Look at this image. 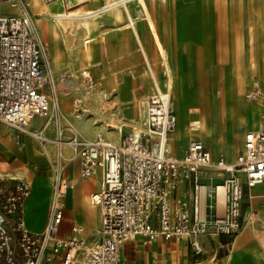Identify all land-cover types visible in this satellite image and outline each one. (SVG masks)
Returning a JSON list of instances; mask_svg holds the SVG:
<instances>
[{"label": "built area", "instance_id": "1", "mask_svg": "<svg viewBox=\"0 0 264 264\" xmlns=\"http://www.w3.org/2000/svg\"><path fill=\"white\" fill-rule=\"evenodd\" d=\"M61 1L68 5L69 0ZM6 4L19 10L6 12ZM80 76V83L68 84L74 73H54L30 0H0V123L30 132L41 141L49 139L46 130L52 124L56 143L53 155L46 151L52 192L41 231H32L25 220L30 181L18 174L0 176V264H124L122 248L138 236L184 237L195 259L207 253L208 239L222 236L226 239L219 244L227 255L248 223L249 188L264 182L260 80L255 79L245 92L247 101L261 104L259 126L246 132L243 149L228 161L224 153L215 158L201 139L190 140L181 155L170 149L178 115L169 88L147 98L144 115L130 129L111 125L119 132L117 139L103 134L93 141L86 139L75 127L63 125L60 103L62 92L94 91L90 71L83 69ZM81 103L80 97L75 99L78 112L84 111ZM36 116L47 121L30 131ZM66 129L71 133L64 138ZM65 145L79 158L81 177L100 178V188L90 195L101 216L93 238L81 223L71 225L70 235L61 234L71 185Z\"/></svg>", "mask_w": 264, "mask_h": 264}, {"label": "crops", "instance_id": "2", "mask_svg": "<svg viewBox=\"0 0 264 264\" xmlns=\"http://www.w3.org/2000/svg\"><path fill=\"white\" fill-rule=\"evenodd\" d=\"M30 1H31V8H32L33 7L32 0ZM40 1L43 2L42 0ZM70 2L71 0H69L68 2L69 5L66 6L61 0H56V3L54 2L52 5V9L55 8V10L54 9L53 10L54 11L59 10L60 13H63L67 9H70V10L73 9V10H78L80 12H83L86 10V7H88L91 3L88 1H83L81 3H78L79 1H76V0H74V2L72 0L71 2L72 4ZM197 2L199 4H197ZM130 4H131L130 9H131L132 15L134 14L133 16L136 17V19H138L139 15L143 13L141 5L136 3L135 1H131ZM171 4L173 5V2L171 1L160 2L158 5H156L153 8L154 16L157 20V23L161 31L162 37L164 39V42L168 48H173V49L176 48V42L178 46L180 42L184 44L182 45L183 50L184 48H188L189 43L191 44L195 42L194 40L199 38L197 33H200L205 38H209L213 36L214 34L212 32V26H213L212 23L214 21H216L217 27H219V31L222 32V39H224V41L228 37H240V38L246 39L247 46L249 47L251 46L253 52H256V53L259 52L260 48L264 47V46H259L256 42H253L251 40L253 37H257V36L264 38V0H185V4H188V5H186V11L184 15L185 18H184V23H183L185 33L181 34V35H184V39L181 38V36H180V39L176 38L174 34L173 22H171L170 20L166 22V19L163 17L164 15L161 12L163 5L170 6ZM10 10H7V11H10ZM33 13L36 17V14L34 11ZM127 19H129L127 11H123L122 9H115L112 12L111 11L107 12L102 17H99L96 20H94L90 30L89 29L87 30L84 25L78 24L76 33L70 34L73 40L72 44H74L75 48L77 46L78 41L82 37H85L88 35L95 37L93 41L94 43H93V50H92V53H93L92 62H88L87 64H85L84 68L74 67L70 63L69 58H67L66 63L61 64L60 67H58L55 65L50 55V52H49V56L51 58V63H52V68L55 74L57 75L58 74L68 75L71 73L75 74V78L71 77L68 84H73L74 81L80 83V81L82 80L80 76V72L83 69H87L90 71L91 76L95 82V89L90 94H84L82 91H79V92L69 91V92H62L60 94V99H61L60 103H61V109L63 113H64V109H63L64 96H67V98L70 99L71 104H73L72 105L73 107L72 116L74 117V119L71 120V117L65 115L64 113L65 117H63V120H62L64 126L71 125L75 127L82 135H83V132L80 129L81 123H83L82 126H84L85 128L89 127L90 129L94 125L95 126L94 130H95V133L97 132L96 133L97 135L103 134L106 137L113 138V139H117L119 137V132L115 128H113L111 125H115V124L122 125L125 130L130 129V127H127L125 123V119L123 118L121 107L119 106V102H120L119 93L117 95V97L119 98L118 100L116 97L117 91L116 90H114L116 92L109 91L107 87L104 86V79L101 78V75H99V73L102 71V67H104V70L106 71L105 66H104V64H106L107 66H109L111 72L118 75L117 76L118 79H121L122 74H124L127 80L128 78L127 75H128L130 78H132L133 80L132 83H137L136 85L137 87L141 86L140 82L143 80L145 76L144 59H143V53L139 48V44L136 41V39L133 37L134 36L133 32L126 30L123 26L121 28H116V29L109 31V33H107L108 34L107 44L109 47L108 49L103 48V44L99 41V35L104 29L115 27L117 25H122L123 22L126 21ZM56 26L59 30L61 38L63 39L64 34H67V30L64 29L62 24L56 23ZM140 30L142 34L145 33L144 26ZM76 38H78V40L77 42H74ZM139 40L141 41V39ZM143 48H144V54H145V50H146L145 46H143ZM72 56L76 60V57L73 54V50H72ZM95 67H99L100 69L97 74L95 73V70H94ZM153 71H155V73L158 74L157 70H153ZM166 72L168 73L167 77L169 78L171 77V80L173 81L172 67L170 66L166 67ZM152 77L153 79L155 77L158 78L157 75H154V72H153ZM255 79H259L261 84L264 87V81L256 76L250 81L247 89L250 88V86L252 85ZM167 86H168V83L163 87V89H165ZM142 89H144V91L146 92L145 87H142ZM156 91L157 90H154V91H151L150 93L152 92L155 93ZM149 96H147V98ZM172 96H173V93H172ZM79 97L82 99L81 107L84 110L82 112H78L75 107V99ZM244 99H245V93H244ZM245 101L247 100L245 99ZM260 111H261V107H260ZM260 111L258 113L259 122H260ZM176 112L178 115V123H179L180 116L178 114L177 109H176ZM140 113L141 112L139 111L138 115L134 117H136L137 119L140 116ZM90 116H92L94 121L92 123L86 124V119ZM194 116H196V113L194 114ZM34 119L30 123L29 129H32V128L39 129L43 127V125L46 123L45 119L41 116H36ZM38 120L42 121L43 124L40 126L37 125L36 122ZM128 125H130V123ZM4 126L6 127L7 131L10 132L13 138V141H14V145L17 147V149L22 150V147L26 143L25 138L27 136H30L28 141L34 142V144L37 147L40 146L38 145L36 137H34L32 134H30L29 132H23V131L19 132L16 128L6 123H0V134L2 133V129ZM50 127H52L53 131L55 132L52 124L48 126L49 129ZM256 127L258 126H254L251 129H254ZM48 128L46 130V133L48 131ZM70 133H71L70 130L66 129L64 133L65 135L64 138L69 137ZM245 134L242 140L243 141L242 147L239 149L238 154L235 156L234 159H231L230 155L228 158L224 154L228 161L235 160L237 156L239 155V153L241 152V150L243 149ZM194 139H201L202 141H204L206 147L210 149V151L212 152L215 158H217L221 154L220 153L217 155L215 151L208 144H206L204 138L197 137ZM189 142L190 140L188 141L185 147V143H186V140H185L184 146L181 148V150L178 147H176L177 150L175 151H174V148L173 150L171 148L170 149L174 153L181 155L187 148ZM53 144H50L48 147L51 153L46 148L50 154H52L53 151H54L53 153H55V150H56V148L53 147ZM64 150H66V153L68 155L67 174L69 178L71 179L72 177H70V172H69L68 167H69V164L74 161L75 168H74V171H72V173L76 174V178L74 180L75 184L71 182V187L70 186L68 187L64 227H63L61 234L64 236L70 235L71 225L73 223H81L86 226V235L89 238L91 237L93 238L95 231L100 227V224H101L100 210L97 206H95L99 214V217H98L99 224L96 228H94L95 225H93L92 222L95 219V215L94 214L87 215L85 212H83V208L85 204L81 200L80 189L82 188V185L85 179L96 178L97 188H95L90 193L91 195L94 191H97L100 188V178L98 176L87 177V178L81 177L80 172H79V167H80L79 158L74 155L75 153H73L74 151L70 146L65 145ZM73 156H75V159L73 158ZM24 157H20L21 160L19 159V161L20 162L23 161ZM0 159H3V158H0ZM26 160L31 162V160H28V159ZM21 163L27 164L26 162H21ZM31 166H29L30 170L34 172L33 173L34 176L39 178L40 184L37 183V185L35 186L32 183V181L25 175V177L30 181L31 186H32L31 195L26 199V203H25V207H26L25 220H26L27 226L30 224L28 227L32 231H41L42 229H44L47 223V220H48L52 184H51V179L47 177V175L49 176V174L37 172L35 165L32 162H31ZM22 175L23 174H21V176ZM258 185H255L254 187L249 188V192L251 196L247 197L246 212H245V217L248 220V223L245 229L233 241V245L235 246L237 239H239V244H238V248L236 252L237 255L236 253L234 254L235 261L236 262L239 261L238 264H240V262H243L245 260L242 254L248 250H253L254 248H260L262 257L264 259V243L258 238V236L264 237V189L262 188L264 186L259 187L257 189L256 187ZM69 194H71L72 199H69ZM91 215H94L93 219H90ZM254 225L257 227L256 231L251 228ZM87 226H89L88 229H87ZM87 230L89 232L88 234H87ZM220 242H222V239L219 237H215V241H211V240L209 241L208 239L207 248L208 250H210L209 253L213 255L212 259H214L217 256L218 252L220 251L219 253H222V257H223L222 264H231L232 262H231V258L229 259V254L231 253L232 248L230 252L227 255H225V253H223L221 246L219 244ZM215 249H218L217 253H214ZM198 259H195L190 254L187 239L184 237H180V236H174L169 239L163 236H160L154 239H146L143 236H138L135 239L128 240L122 248V262L124 264H135L137 262L142 263V264H202L203 262H200V261L198 262Z\"/></svg>", "mask_w": 264, "mask_h": 264}, {"label": "rangeland", "instance_id": "3", "mask_svg": "<svg viewBox=\"0 0 264 264\" xmlns=\"http://www.w3.org/2000/svg\"><path fill=\"white\" fill-rule=\"evenodd\" d=\"M168 1L173 2V5L171 4L170 6H168V5L162 6L161 12L164 15L163 17L166 19V22L168 20L173 22L174 34H175L176 38L180 39V36H181V38L184 39V35H181V34L185 33L184 26H183L184 18H185L184 17V15H185L184 11L185 10L184 11H182L183 9L181 10V6L179 3L180 0H165V1L159 0L156 2H152L150 0H147V4H148L149 10H150V16L153 19V22L155 24L156 31L158 33V39L160 40L162 47L157 45V42L155 39V34H153V32H152V30L149 27L148 22H147L148 17L143 15V13L141 15L140 29L144 26L145 33L142 34L141 41L139 40L138 35L133 31L132 28L126 29L128 31L133 32V35H134L133 37L138 42L139 48L143 53L145 76H144L143 80L140 82L141 86L136 87L137 89L132 91V93H130V94L129 93L126 94V93H122V92L116 93V97H117L118 93L120 95L119 106L121 107L123 118L126 119L125 116H129V115H133V116L138 115L139 110H141L140 100L144 99L145 97L154 93V92L150 93L151 91L157 90V88L153 86V83H151V81L154 80L152 75H153V72L155 73V71H153V70L158 71V74L155 73V75L158 76V79L160 80V84L162 85V88H163L167 84L166 80L168 79L167 74H166L167 73L166 67L170 66V67H172V74H173L172 76H173V80H174L172 88H171L172 93H173V97H174L173 98V104H174L175 108L178 110V114L180 116L179 124L184 123V122H189L190 121L189 119L193 118V117L206 116L207 109H210L212 112V115H213V121H212L213 123L212 124L214 127V138L210 137L206 134L203 135V138H204L206 144H208L215 151V153L217 155L220 153H224L229 158V151H228L229 140L231 139L232 136H235V138H236V151L232 157L230 156L231 159H234L235 156L238 154L239 149L242 147V143H243L242 140L244 138V134L248 130V128H246V126L243 122V118H244V115L247 113V110H248L247 103H250V102L245 101L244 93H245L246 89L248 88L250 81L254 77L257 76L258 78H260L264 81V77L260 76L262 71L256 70L254 73L250 72L248 80H247L246 84L244 85L242 91L241 92L238 91L237 83L235 82V80H232L234 67H232L231 64L226 59L223 58L224 57V49L226 47L224 45H228V38L229 37L227 39H225V41H224V39H222V32L219 31V27H217L216 21H214L212 23V25H213L212 26V32L214 34L213 36H211L209 38H205L200 33H197L199 38L194 40L195 42H193L191 44L189 43L188 48H184V50H183L182 45H184V44H182V42H180L179 46L176 42V48H174V49L168 48L164 42V39H163L161 31L159 29L157 20L154 16V13H153V8L156 5H158L160 2H168ZM129 5H131V4H129ZM32 6L33 7L31 9H33L32 11H34L36 14V6L34 5L33 1H32ZM102 6H103V0H92L90 5L88 6V8L100 9V8H102ZM70 8H72V7H70ZM10 9L11 10H19L18 7L10 8L9 5H7V4L4 5V7H3V10H5L6 12H7V10H10ZM53 9L55 10V8H53ZM37 19H38V17L36 14L35 20L38 21ZM41 26L42 25L38 24V28L40 31L42 29ZM77 35H79V34H77ZM104 37L106 39H108V34ZM43 38H44V36H43ZM102 38H103L102 36H99L100 42H101ZM70 39H72V37ZM44 40H45V38H44ZM77 40H78V38H76L74 42H77ZM263 40H264V38H263ZM46 43H48L47 47H48V50L50 52V55H51L52 60L54 61L55 65L60 67L61 64L66 63V60L64 57H60V59H56L54 56V49L56 48V46H60L61 48L65 49L66 48L65 44H63L61 41H60V44H54V43H50L48 41ZM142 45L145 46V49L147 50V51L145 50L146 55L144 54V48ZM249 48L250 47L247 46V49H249ZM73 54H74V56H76V52L74 50H73ZM161 55L166 56V58H167L166 60H168V64H166L165 58H163ZM89 62H90V60H89ZM72 65L76 68H81V66L79 67L78 64H75V65L72 64ZM104 66H105L106 71H108V69H110L109 66H107L106 64H104ZM94 70H95V73L97 74L100 69H99V67H95ZM116 75H114V80L116 79V81L119 80L118 82H122L120 84L121 87L122 86H129V88L131 89V85H133L132 78H130L127 75L128 78L126 80L125 75L122 74L121 79H118V77H117L118 75L117 76ZM104 86H106L105 80H104ZM106 87L109 91H114L112 86H106ZM142 87H145L146 92L144 91V89H142ZM114 92H116V91H114ZM183 95H185L188 98V100H190L192 103H196V104L200 103V105H201L199 109H194L193 113L190 116H184L183 114H180V105L182 104ZM132 96H133V101H131L129 103H128V101H125L128 98L129 99L132 98ZM117 99L119 100L118 97H117ZM72 105L73 104H71L70 99H68L67 96H64V101H63L64 113H65V115L71 117V120L74 119V117L72 116V114H73L72 113L73 112ZM195 113H196V116H194ZM140 115H141V113H140ZM43 118L45 119V122H46L47 119L45 117H43ZM256 119H258V114H254V116H253V120L255 121ZM93 121H94V119L92 118V116H90L86 119V124L92 123ZM36 124L40 126L43 124V122L38 120L36 122ZM82 125H83V123H81L80 129L82 130L84 137L88 140L95 139L96 135H97L96 134L97 132L95 133V130H94L95 126L93 125L92 128L90 129L89 127L85 128ZM253 125H254V123H253ZM32 130H34V128L30 129V131H32ZM194 133H197V132L194 131ZM46 134L49 137L48 140L41 141L40 139H37L38 145H40V147L42 148V151H43V148H47L49 150L48 147L50 144H53L52 142L54 141V138H55V132L53 131L52 127H50V129L48 128V131ZM64 137H65V135H64ZM181 137L182 136H179L178 139H176L175 141H172L169 138V141H170L169 147L172 150H173L174 146L180 148V150L184 146L186 139H185V137H182V138ZM25 139L27 142L28 136ZM54 144H56V143L54 142ZM54 144H53V147L56 148V146ZM25 145H26V143H25ZM174 150H176V149H174ZM53 152H52V155L54 154ZM181 152H183V151H181ZM18 153L19 154L23 153V150H19ZM50 153H51V151H50ZM63 155L65 157L64 159H66V161H67L68 159L66 158L65 150H63ZM217 155H215V156H217ZM24 156L25 155H23L22 157H24ZM43 157H44V159L40 162L38 167L32 161L31 162L35 165V168L37 167L36 168L37 172L49 174V176H50L52 174V170H51V163H50L49 157H47L46 154ZM0 158H3V159H0V162L2 160H4V157L1 155V152H0ZM26 159L29 160V158L27 156H25L23 161H21V162H26L27 164L21 163L20 161L17 162V160H15V161L17 163H20L22 166H24L26 168L28 167L29 168V174H30L29 176H34V174H33L34 172H32L30 170V167H29V166H31V162L27 161ZM74 159H75V156H74ZM73 162H71L69 164V167H68L69 172H70V177H72V178L70 179L68 174H67L68 179L72 183H74V180L76 178V174L72 173V168H73L72 163ZM16 168L17 167H13L12 170H14ZM70 187H71V185H70ZM95 188H97V186H95ZM262 188L264 189V187H262ZM69 199H72L71 194H69ZM88 207L89 206H84V208H83V212H85L87 215H88ZM94 213L96 216V224H95L94 228H96L99 224L98 223L99 222L98 221L99 214H98L97 210H95ZM93 218H94V215H91L90 219H93ZM88 228H89V226H87V229ZM88 233L89 232L87 230V234ZM219 238H221L223 240L226 239V237H222V236ZM209 251L210 250H208L204 256L200 257L198 259V262L199 261L203 262L202 264H222V258H223L222 253H219L220 252L219 251L217 256L214 259H212L213 255L210 254Z\"/></svg>", "mask_w": 264, "mask_h": 264}, {"label": "bare ground", "instance_id": "4", "mask_svg": "<svg viewBox=\"0 0 264 264\" xmlns=\"http://www.w3.org/2000/svg\"><path fill=\"white\" fill-rule=\"evenodd\" d=\"M32 1L34 2V5L36 6V14L38 17L37 19L38 21H36V23H38L39 25H42L41 26L42 29L41 31L40 30L39 31L44 36L46 40V41L44 40L45 43L48 41L50 43L60 44V41H61L66 46L65 49L61 48L60 46H56V48L54 49L55 58L60 59V57H64L65 60L69 58L71 64H74V65L78 64L79 67L81 66V68H84V64H87L89 60L90 62H92V57H93L92 50H93V43H94L93 41L95 37L90 36V35L82 37L78 41L77 46L75 48L74 44H72L73 40L70 39L71 38L70 34L76 33L78 24L84 25L87 30L88 29L90 30L92 27L93 21L96 20L97 18L102 17L105 13L110 12V11L112 12L115 9H122L123 11H127L129 19L124 21L122 25H117L115 27L104 29L100 33L99 36L103 37L101 39L103 48H106V49L109 48L107 44V39L104 36H106L107 33H109V31L116 29V28H121L122 26L125 29L132 28L133 31L138 35L139 39H141L142 32L140 30V24H141L142 14L139 15L138 19H136V17L133 16L134 14L132 15L130 5H129L131 1H135L136 3L141 5L143 15L148 17V20H147L148 25L151 28L153 34H155L157 45L162 47L161 42L158 39V33L156 31L155 24L153 22V19L150 16V10L147 4V0H103V6L100 9H92V8L86 7V10L83 12H80L78 10H73V9L72 10L67 9L63 13H60L59 10L54 11L52 9V5L54 2L56 3V0H52L51 2L45 1L44 3L41 2L40 0H32ZM76 1H79L78 3H81L83 1L92 2V0H76ZM150 1L156 2L159 0H150ZM160 1H165V0H160ZM179 3L181 6V10L183 9L182 11L184 10L186 11V5L188 4H185V0H180ZM197 4L199 3L197 2ZM9 7L12 8L11 6ZM10 11H15V10H10ZM56 23L62 24L64 29L67 30L68 35L64 34L63 39L60 36L59 30L57 28L58 25L56 26ZM251 40L253 42H256L259 46H264V40L262 37H258V36L253 37ZM47 44L48 43H46V46ZM224 46L226 47L224 49L223 58L226 59L231 64L232 67H234L232 80H235V82L237 83V88L239 92L242 91L244 85L246 84L250 72L254 73L256 70L262 71L260 76L264 77V47L260 48L259 52L257 53L253 52L251 46L249 49H247L246 39H243L240 37H229L228 45H224ZM47 50H48V47H47ZM72 50L76 51V56H75L76 60L72 56ZM161 56L165 58V62L167 64L168 60H166L167 59L166 56L164 55H161ZM99 75H101V78L105 80L106 86H112V88L119 93L122 92V93L130 94L132 93V91L137 89L136 88L137 83H133V85H131V89L129 88V86L121 87L120 84L122 82H118L119 80L116 81V79L114 80V75L116 74L111 72L110 69H108V71H105L104 67H102V71L99 73ZM166 81L169 85L166 88L171 89L174 80L172 81L171 77L170 78L168 77ZM151 83H153V86L156 87L157 90L163 89L157 77H155L154 80L151 81ZM125 101H128V103L133 101V96L132 98L130 99L128 98ZM146 103H147V97L140 100L141 110L139 111L141 112V115L139 116V118L136 119V117H134L133 115L125 116L126 118L125 123L127 125L130 123V125H128L127 127L131 128L134 125V123L137 122L144 115L146 111ZM247 105H248V110H247V113L244 115L243 122L246 128L251 129L254 126H259V117L258 119L254 121L253 116L254 114L259 113L261 104L258 102H254V103L250 102V103H247ZM200 106H201L200 103L198 104L192 103L190 100H188V98L185 95H183L182 104L180 105V114H183L184 116H190L193 113L194 109H199ZM189 120L191 121L180 123V124L178 123L179 126L177 125L176 131L170 137L172 141H175L176 139H178L179 136L185 137L186 139L185 147H186L189 140L197 138V137L203 138V135L205 134L214 138V127L212 124L213 115L210 109H207L206 116L193 117V118H190ZM194 131L197 133H194ZM29 137L30 136H28V140H29ZM28 140L26 142V145L24 144V146L22 147L23 153L19 154L18 153L19 149H17V147L14 145V141H13V138L10 132L7 131L5 126L3 127L2 133L0 134V152H1V155L4 157V160L0 162V176L1 175L7 176V175L23 174L22 176L26 175L29 179H31L32 183H34V185L36 186L37 183L40 184L39 178L36 176H29L30 175L29 168L28 167L26 168L17 162L19 161L20 157H22L23 155H27L29 160H31L38 167L40 162L44 159L43 156L46 154L45 151H47V149L43 148V151H42V148L40 146L37 147L34 144V142L28 141ZM93 140H90V141H93ZM174 149L177 150L175 146H174ZM228 151L231 157L234 155L236 151L235 136H232L231 139L229 140ZM65 153H66V150H65ZM66 158L68 159L67 153H66ZM15 160H17V162ZM13 167H17V168L12 170ZM72 167H73L72 171H74L75 162L72 163ZM51 170H52V167H51ZM51 176L52 174L50 176L47 175V177H49L50 179H51ZM95 186H96V178H91V179L84 180L82 188L80 189L82 202L85 204V206H89L88 214H94V215H95L94 212L97 209L95 205L90 204V193L94 190ZM262 186H264V183L258 185L256 188L258 189L259 187H262ZM92 223L93 225L96 224V216ZM251 228L254 229L255 231L257 230V227L255 225L252 226ZM258 238L264 243V237L258 236ZM238 244H239V239H237L235 246L233 245L234 248L232 247V251L229 254V259L231 258V262L233 264L239 263V261L237 262L235 261V257H234V254L237 252ZM242 255L244 256L245 260L243 262H240V264H253L254 262H255L254 264H264V259L262 257L260 248H254L253 250H248L244 252Z\"/></svg>", "mask_w": 264, "mask_h": 264}]
</instances>
